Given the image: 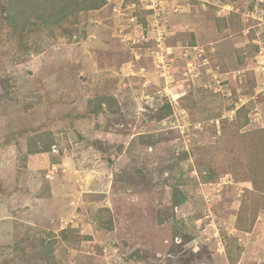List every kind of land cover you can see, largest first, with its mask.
Returning a JSON list of instances; mask_svg holds the SVG:
<instances>
[{"label": "rangeland", "instance_id": "374dc122", "mask_svg": "<svg viewBox=\"0 0 264 264\" xmlns=\"http://www.w3.org/2000/svg\"><path fill=\"white\" fill-rule=\"evenodd\" d=\"M64 1L0 0V264H264V0Z\"/></svg>", "mask_w": 264, "mask_h": 264}, {"label": "trees", "instance_id": "16d2710c", "mask_svg": "<svg viewBox=\"0 0 264 264\" xmlns=\"http://www.w3.org/2000/svg\"><path fill=\"white\" fill-rule=\"evenodd\" d=\"M96 0H93L92 2H91V4L92 3H94ZM66 3V1H64V0H61V8L63 9V8H67V4H65ZM73 7V8H72ZM54 9H55V13H53V14H49V15H46V16H43V21H44V23H45V26L46 27H49L50 26V22L52 21V23H56V22H59L63 17H65V16H67L68 14H71L76 8L74 7V4L73 5H70L65 11H63V13H60L59 12V7H58V5L57 6H55L54 7ZM61 9V10H62ZM9 19H11V20H13V22H16V19H15V17H14V14L13 13H10L8 16H7ZM25 28V27H24ZM23 28V29H24ZM49 31L51 32V30L49 29Z\"/></svg>", "mask_w": 264, "mask_h": 264}, {"label": "built area", "instance_id": "2783aa9c", "mask_svg": "<svg viewBox=\"0 0 264 264\" xmlns=\"http://www.w3.org/2000/svg\"><path fill=\"white\" fill-rule=\"evenodd\" d=\"M133 7V6H132ZM130 19H134L133 17H131ZM158 28H159V24H158V22H155V24L152 26V29H157V30H155V31H157V36L159 37V38H161L162 36H163V34H162V32H161V30H158Z\"/></svg>", "mask_w": 264, "mask_h": 264}]
</instances>
